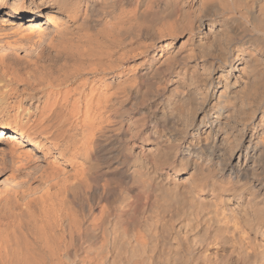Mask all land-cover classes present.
<instances>
[{"label": "bare ground", "instance_id": "6f19581e", "mask_svg": "<svg viewBox=\"0 0 264 264\" xmlns=\"http://www.w3.org/2000/svg\"><path fill=\"white\" fill-rule=\"evenodd\" d=\"M0 17V264H264V0Z\"/></svg>", "mask_w": 264, "mask_h": 264}, {"label": "rangeland", "instance_id": "374dc122", "mask_svg": "<svg viewBox=\"0 0 264 264\" xmlns=\"http://www.w3.org/2000/svg\"><path fill=\"white\" fill-rule=\"evenodd\" d=\"M8 24H6V27H5V24H4V26H3V24H2V22H1V17H0V30H1V28L3 27V28H5V30H6V28L8 27V26H10V25H8ZM3 30V29H2ZM1 32H4V31H1Z\"/></svg>", "mask_w": 264, "mask_h": 264}]
</instances>
